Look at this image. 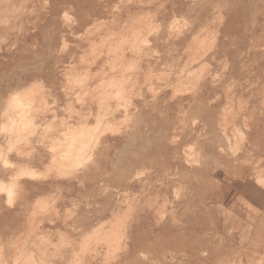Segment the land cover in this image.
<instances>
[{"label":"rangeland","instance_id":"obj_1","mask_svg":"<svg viewBox=\"0 0 264 264\" xmlns=\"http://www.w3.org/2000/svg\"><path fill=\"white\" fill-rule=\"evenodd\" d=\"M118 1L119 0H102V1L101 0H52L50 2V0H7L6 4H5L4 0H3L4 3L2 2V0H0V2H1L0 5H2V6H0V8L1 9L4 8V10H2V14H0L1 15V17H0V20H1L0 21V64H2V66L0 67V88H1L0 91L2 92V95H1L2 97H0V100L1 99H4V100H1L0 104L6 101V103H5L6 105L4 106V104H3L5 109L0 107V112H1V109H3L5 111L6 108H9V107H10V109H13L15 106V105H13V103L15 104V102H14V98H15V101H19V100L25 101L26 100L27 102H30V104H29L30 106H32V104H33V106H32L33 111L32 110L31 111L36 114L37 118L39 117L38 119L34 120L36 124L33 121H32V123L31 122H29V123L25 122L23 124H18L19 127H21V131L15 132L16 128L14 126V123L13 122L7 123L6 117H4V115H3V113L5 114V112L2 110L3 111L2 112L3 117H2V115H0V117H1L0 118V128H1V125H4L6 131H3V130L1 131L2 128L0 129V131H1L0 136L3 137V138L0 137V144L4 143L5 140H3V139H8V140L5 141L6 145H3L5 147H3L1 145L2 148L0 149V156L2 159H5L4 156L6 155L7 161L10 160V162L9 161L7 162V163H9L8 164L9 166H7V164L6 165L4 164L5 163L4 160H3L4 163L2 161H0V178L5 180L7 183H10L11 175H16L17 173H19V172H17V169L15 168V164L17 163L16 161H18V160H20L22 163L27 162V160H29L31 158H36L38 153H41L42 155H44L46 152V153H49V155H50L51 153H53V152H51L52 148L56 151H60L63 149V147H67V146H63V145H66L67 143H65V144L62 143V145H60V146H63V147H60L59 144L61 141L62 142H64V141H67V142H71V141L78 142V141H80V137L73 135L72 132L75 131V129H73L71 127H73L74 125H75V127L79 126L78 124H80V120H82L81 122H83L85 119V115L88 114V112L91 110H92L91 112L93 114V117L90 119V125L93 123L96 124V122H98L97 120L99 119L96 117L102 116V118L104 117V119L105 118L109 119L110 124H108V126H106V127H109V130H114L117 127H120V131L122 132V130H124L125 126H119V124H121L125 121H127V123H128V121L131 120L130 119L131 117L129 116V114L134 112V109L131 108V105H129L130 107L127 106V104H126L127 102L129 104H131L132 102L138 103V104L142 103V102H146L147 103V111H149L153 115L160 116V111H163V110H164V112L167 111L166 112L167 114H165V116L169 115L168 120L172 119L171 121L173 122L174 125H177V124L183 125V131H184V133H186V143L183 147H181L179 145L178 139L174 135H171L170 137H168L167 140H163L162 152L160 154V157H158V160L156 159L153 162H149L144 166H140L137 170H135L131 173V176H130L131 179L136 180L133 185H131V182H129V181H127L129 186L124 185V184H122V185L111 184L110 185V183H113L114 180L112 178H110L108 175L104 174V171L102 172V170L109 168V166H108L109 163H107V162L104 163L105 158H102L101 159V164L103 165L102 169H101L102 173H98L97 178L94 180V181H96L95 182L97 185L96 188L92 187V186H95V183L94 184L90 183V185H88V184L86 185L83 182V180L81 179L82 176H79V178H77L76 180H74L72 182L73 186L71 188L66 186V187H63L62 189H58V188H53V186H50L51 188L49 187L48 189L45 188V189H41V190H36L35 185H34L35 182L45 183L48 185L51 184L50 172L46 171V172H48V173H46L45 170L43 168H41L40 171H42L43 174H45V173L46 174L44 176L40 172V177L38 178V181H35V179L34 180H30V179H20L19 180L18 185L15 186V197L13 199L11 206L6 201L7 197L5 195V192L0 191L1 192L0 193V201L1 202L3 200H4V202L6 201L7 203L5 202V204L9 208L13 207L14 203H18L19 201H23L29 192L33 193V198L30 200L29 210L26 212L28 216H30L31 214L32 215L34 214V216H32V215L31 216L35 217L32 220V221H34L32 225L35 224V226H33L32 229L35 232H33V234L30 235V239L34 240V242L37 245L41 244L40 246H38L39 248L44 247V249L46 250L45 252L39 251V253L31 254L32 258L29 255H25V256L20 255L19 256L18 251H17L19 248L17 247L16 242H17L18 237L21 235V233H23L24 230L19 231V224L14 229H12L9 227L8 224L1 222L2 225H0V252L2 253V256H4L5 258L11 257V259L13 260L12 254H17V256H19L18 259L22 262L26 261L29 258L30 261H36L38 263L40 261V259H39L40 255L42 254V259L50 260V262H46L45 264H115L117 261H119V258H121V256H122V253H121L122 247L121 246L123 244V240L120 237V234H124V233H129L133 237L136 236L137 239H139V240H141L142 237H145L147 244L150 245L153 243V246L152 245H150V246H152V247L158 246V247H156V249H158L159 245H156L157 241L150 243V238H154L155 234L157 232H160V230H158V229H160L161 227L158 229L152 230V228L149 226V224L150 223L151 224L157 223L156 221L159 218L161 219V224H164L166 221H165V217L163 216V210L168 209V211H169V209H171V207L173 205L175 206L174 209L175 210L177 209V211H176L177 215L180 211V209L178 207L176 208L177 203H175V201L173 200V199H175L177 202V190L175 189L176 193L174 195V191L171 192L170 189H172V187H178V186H183V185H187V184H193V185L199 184L197 182H186V181L183 183L181 180L177 179L181 173V168L192 169L191 164L189 162V161H191V157L189 156V154L192 153L194 150H202L204 148V143H206V137L208 138L209 143L212 142V144L214 146H216L217 152L222 150L221 145H223L224 147H227V150H229V147L231 145L235 144V140H234L233 136L237 135L238 136L237 140L240 141L241 137L243 136L244 133H245V135H247V134L252 132V129L254 128V122H256L258 120H264V30H263V28H264V4H263L264 0H242L244 2V6L240 7L238 10H236V6H234L233 4L231 5V8H230V3H228V1L227 2L224 0L213 1V3L210 5V10H209L210 14L208 17V22H207L208 25L205 24V22L199 23L198 21L194 22L192 24L194 29L196 30L195 35H197V38H199V39L193 40V39L189 38L188 41H186L185 43H182V44L179 42H176V40H174V36L176 35L175 31H177L179 29V26H184L185 24L190 23L189 19L193 20V18H192L193 14L187 13L189 6H185V7H183L182 11L178 12V14L170 15L166 18H163V13H164L165 9L170 6V4H168L170 2V0H168L167 3H166L167 0H160V20L158 19L159 11L156 10V8H151L150 10L142 12V14H140V15H143V16H141V17L138 15V17L140 18V19L138 18L139 19L138 25H140V24L143 25V26L141 25V28H140V30L142 32L140 36H142L144 48L142 46V41L139 42L140 43L139 45H137V43L134 44L133 42H128V43L123 44V41L126 40L129 36V33H127V32L129 29L128 26H130L129 25L130 20H129L128 15H127L128 14L127 13L128 7H125V6L129 5L131 7L132 3H135V2L128 3L129 0H126V1L122 0V2L120 1V3L122 4L123 7L122 6L120 7L119 6L120 4L117 5ZM134 1H137V0H134ZM234 1H236V0H230L231 3ZM47 2H48V4H47L48 6H50V4L54 3L53 4V5H55L54 10L58 11L57 17L59 19L61 31L57 35L56 47L57 48H59V47L65 48V52H64L63 57H62V60L64 62H62L58 65H56V63L54 61H51V62L47 61L46 57H48V56L50 57V53L43 51L39 46H37L38 41L35 40L36 36H35V33L33 32V29L35 26H41L44 23V20L46 18V14H47V8H48V7H46L47 5L44 6V4H46ZM123 3H125V5ZM126 3H128V4L126 5ZM181 3L186 4L187 0H183ZM3 4H5V5L3 6ZM24 4L26 6H24ZM22 5H23V7H22ZM113 7H114V10H113ZM219 7H220V9H219ZM115 8H117L116 10L118 12L115 11ZM221 8H222V10H221ZM1 9H0V11H1ZM5 9H7V10L5 11ZM97 9L102 12V15H94V13L97 11ZM22 11H24L25 15L22 14ZM136 11H138V10H136ZM62 14H66L65 19H64L65 15H63V17L61 18ZM6 15H8V17ZM148 15L151 17H149ZM146 16H148V17H146ZM174 16L176 19L173 22H175V23H173L171 21V20H173L172 18H174ZM5 17H7V18H5ZM10 18H11V20H10ZM142 18H144V19H142ZM149 18L150 19L152 18L153 22H152V19L150 21ZM4 19H6L5 22L3 21ZM224 19H225V21H224ZM79 20L86 21L88 23L87 26L84 28H80L78 26ZM109 20H111L112 23ZM143 20H145V21L143 22ZM154 20H155V26L153 25ZM211 20H213L215 23H213V21H211ZM6 21H9L10 23H8V25L6 24V26H4ZM102 21H105V25L103 24ZM98 22H99L100 26L102 23L104 27H102V26L98 27V29H95V30H97V32H96L93 28H96L97 25L95 26L93 24H98ZM19 23L20 24L22 23V24L20 25ZM150 23H152V24L150 25ZM99 24H98V26H99ZM168 24L171 26V27L169 26L170 28L168 27ZM172 24H174V25H172ZM92 25L94 26L93 28H91ZM156 25H157L158 29L154 28L155 31L153 30V35H152V30H151L152 28L150 29V26L156 27ZM189 26H191V25H189ZM106 27L109 28L110 30L107 29ZM147 27H149L148 28L149 31L147 30ZM205 27H206V29H205ZM218 27H220V31H218L219 30ZM90 28L92 30H90ZM99 28H100V30H99ZM203 28L206 30V32H204ZM173 29H174V31H172ZM202 29H203V33H202ZM207 29H208V32H207ZM88 30H90V32H89L90 35L86 36V34H88V33H86V31H88ZM146 30H147V32H146ZM157 30H159V31H157ZM166 30H168V31H166ZM197 30H199V31H197ZM92 31H94V32H92ZM144 31H145V33H144ZM83 32L86 34L83 35ZM148 32H150L151 35ZM154 32H158V33L155 34ZM212 32L214 33V36H213ZM217 32H218V34H217ZM94 33H95V35H94ZM77 34L79 36H77ZM121 34H122V36H121ZM146 34L150 35L147 38L151 39V40H155L158 37H160V38L161 37H170V42H164V43L160 42L159 44L154 43V45L158 47L157 48L158 54H157V52H153V53H155L153 55H158V56H155L153 58H149V57L147 58V55H148L147 53H149L148 50L152 49V47L150 48V46H152L153 44H151L152 43L151 42L150 44L147 45L144 42L145 40H143L144 39L143 36H145V39H146V36H147ZM80 35L82 36V39H81ZM215 35H216V39L214 40ZM84 36L87 39L89 38V41L91 40L92 42L91 41L89 42L87 39H85ZM93 36H94V38H93ZM111 36H112V39H111ZM63 37H65V43L64 44L62 41ZM103 37L105 38V40H103ZM97 39L98 40L102 39V41L100 40V42L102 43V45L103 44L104 45L102 46L101 43H99V41ZM211 39L214 40V42ZM84 40H86V41H84ZM93 41L95 43H93ZM210 41H211V43L209 44ZM215 41H216V43H215ZM197 42H199V43H197ZM203 42H205V44ZM39 43L40 44L42 43L41 36L39 37ZM89 43H91V44H89ZM96 43L100 44V45H98L99 47L96 45ZM121 43H122V45H121ZM202 43L206 46L202 45ZM222 43H225L227 45L230 44L229 48L226 49L229 52V53H227V55H225V51H222L220 49L222 46ZM73 44H75V45L73 46ZM77 44H78V46H77ZM93 44H95V45H93ZM109 44H111L110 45L111 49H109L110 48ZM131 44L137 45L136 46L137 51H138V49L140 51V52H137L136 48L134 49L135 57L131 56L132 54L129 52L130 47L133 46ZM194 44L196 45L195 47H194ZM199 44H201V45L199 46ZM208 44H209V46H208ZM33 45H35V46L33 47ZM119 45H120V48L123 49L120 52L121 53L124 52L125 54L128 55V57L124 58L123 60L121 58L117 57L118 51L116 52V48H118ZM75 46L78 47L79 49L76 48ZM93 46H95V47L97 46L96 48H98V49H96ZM197 46H199V47L202 46V48H199ZM101 47H102V49H101ZM138 47H140V48H138ZM211 47L212 48L214 47V48H213V50L210 51ZM91 48H94V49H91ZM203 48L207 49L208 52H210V53L207 55V53H208L207 50H202ZM193 50L195 51V53L197 51V53L195 54ZM82 51H83V53L86 51V53L88 52V54L84 55L86 53L82 54ZM92 51H93V53H91ZM151 51H154V50L152 49ZM185 51H187V52H185ZM247 51H250V52H247ZM142 52H146V53H142ZM204 52L206 53L205 58L206 57L207 58H206V60L203 59L204 60L203 61V60H201V58L202 57L204 58V54H205ZM211 52H213V53H211ZM181 53H183V54H181ZM145 54H147V55H145ZM197 54H199V56H197ZM136 55L141 56L142 59H137ZM151 55H152V52H151ZM169 55H170V57H169ZM200 55H203V56H200ZM41 56L44 58H42ZM87 56H90V57L87 58ZM214 56H215V58H214ZM233 57H235L234 63H232L233 66L239 67L242 64L239 67V70L241 71V72L239 71V73L242 75L237 79L226 77L230 68H232L231 63H230V59H233ZM91 58H93V62H92ZM180 58H181V60H179ZM130 59H131V62L129 61ZM253 59H257V60L259 59V61L256 62ZM133 60H134V62H133ZM147 60L150 61V64H148ZM171 60H172V63H171ZM197 60H199V63L202 61L201 64L204 63V65L207 63L209 65L208 66L209 69L205 67L207 64L205 66L204 65L200 66L201 64L197 63ZM260 60H261V62H260ZM156 61H158V63ZM177 61H178V63H176ZM193 61H194L195 65L192 63ZM218 61H219V63H218ZM113 62L116 64H114ZM253 62H256V63H253ZM259 62H260V64H258ZM19 63H20V70L19 71H21L22 70L21 67L25 66V65L27 66V68L25 70H27V69L28 70L23 72L24 71V69H23V71H22L23 73L19 72L18 71L19 68H17V67H19ZM33 63L36 66L39 65V71L37 73H35L33 70V68L35 67L33 65ZM88 63H89V65H88ZM135 63L137 64L136 67L134 65ZM111 64H114V66ZM131 64H133V66L136 68V70L134 69V71H131V72H135L137 74L135 76V80H136V84L139 86L137 87V85L135 83H133L134 87L132 85L133 88L128 89L129 83H128V81H126L127 79H125V81L123 80L124 85H125V87H127V89H125V90L122 89V90H124L125 92H127V91L128 92L126 94H124L123 91H121V89L118 92L116 90H115L116 92H114L112 90L113 93L110 94L111 97H108L109 102L107 100L106 101L107 104H105V106L108 105L109 103H111L112 99H113V101H116L115 102L116 104L114 102H112L109 108H108V106H106L107 109H105L106 107L101 109V103H102L103 95L107 91H109V93L112 92V91H110L111 84H112V80L110 81V79L113 77H116L117 79L118 78L121 79V76H123V75L125 77L128 76L130 71H128L127 69L130 67H131V69L134 68V67L132 68ZM172 64H174V65H172ZM86 65H87V67H86ZM117 65H118V67H117ZM127 65H128V67H127ZM210 65H212L211 66L212 70H211ZM70 66H72V67L74 66V67L72 68ZM112 66H113V68L114 67H116V68H114V70H113ZM171 66L176 67V69L174 67H172V70H171ZM190 66H191V68L192 67L196 68V66L199 67V70H197L199 73L202 71V69H204V71L206 70L205 72L202 71V73H203V76H202L203 82L202 83H204L205 76L207 74L208 75L211 74L210 77L213 78L214 84L217 86L216 92L211 94L206 101L207 102V108L212 109V111L210 112L209 115H212L213 118H215V123H213L215 126L214 130L219 132V133L222 132L223 126H221V124L217 123V120H216L217 118L221 117L222 115L234 114L238 118V120L235 123H233V122L231 123V127L227 130L228 132H226L225 135H222L221 143H219V144H217V141H213V139L211 137V131L210 130H208L207 135L204 136L205 139L202 137H197L193 140L187 139V137H189L191 135L197 136L196 134H197L198 130L202 128L201 125H203L206 129H208V126L200 118V114L194 115L191 111L178 110L177 109L178 107H177L176 102H177V99L179 98V96L173 95V93L175 91V90L173 91V88H174L175 84H177L178 82L179 83H178V85H176V87L179 86L180 82H181L180 85L187 82V80L183 81V79H181L183 77H180L178 75L180 74V72L182 70H184L186 68H190ZM52 67L55 69L54 75H53V77H48L47 71L49 68H52ZM78 67H79V70H78ZM121 67H122V70L120 71ZM161 67H162V69H161ZM166 67L169 68L174 73H172L170 70L168 71ZM200 67H202L201 70H200ZM203 67H205L206 69ZM109 68L112 69V71L111 70L108 71ZM154 68H155V70H154ZM164 68H166V69H164ZM70 69H71V71H70ZM131 69H129V70H131ZM149 69H150V71H151V69L153 71L148 72ZM14 70H16V71H14ZM175 70H176V72H175ZM153 72L155 73V75H153L154 74ZM169 72L172 74L170 78L166 74V73H168L170 75ZM18 73H21L20 77L18 76ZM5 74L6 75L8 74V75L6 76ZM16 74H17V76H16ZM75 74H77V75H75ZM83 74H85V75L88 74V76H87L88 78H86L85 76H82ZM173 74H174V76H173ZM147 75H149V76H147ZM17 77L21 78V79H18ZM83 77L86 79H81ZM108 77H109V79H108ZM158 77L161 79H159ZM167 77L169 78V80L167 79ZM12 78H14V80H12ZM23 78L27 82H22L21 80H24ZM104 78H105V80H107L108 85L110 83V86H108L109 88H107V89L105 86V85H107V83H103V82H105ZM176 78L181 79L182 81H180V80L177 81ZM144 79L146 81V82L144 81L145 85L143 83ZM157 79H158V81H157ZM184 79H186V77ZM150 80H151V82H150ZM160 80L161 81L163 80V81L160 82ZM172 80L173 81L175 80L177 82V83L175 82L174 86L172 84V83H174ZM63 81H65V82H63ZM85 81H87L86 84H85ZM170 81H172V82H170ZM21 82L23 83L24 87L22 85H19ZM30 82L34 83V84H31V86L37 85V87H39V89H37L36 86H32L31 88L29 87V88L23 89L26 86L28 87V85H30ZM99 82H101V83L99 84ZM82 83H84V84H82ZM102 83L105 85H102ZM121 83H122V81H121ZM142 83H143V86H142ZM161 83H163L164 85ZM170 83L172 84V86H171L172 89H171V87H169ZM77 84L78 85L80 84L81 86L79 87V86H77ZM82 85L84 88L82 87ZM85 85L87 86V89L89 90V93L87 95L83 94V92L85 90ZM93 85H95V86H93ZM6 86H7V88L9 87L10 89L9 88L7 89ZM51 86H53L55 89L53 90L52 93H48L50 91ZM140 86H141V88H140ZM146 86H148V88H146ZM92 87H94V88H92ZM151 87H153V88H151ZM32 88L34 91L32 90ZM155 88H157V90ZM163 88H164V90H163ZM13 89H14V91H12ZM36 89H37V91L39 90V93H37ZM47 89H49V90L47 91ZM153 89H155V90H153ZM16 90H18V91H16ZM33 92L35 94L36 93L37 94L34 95ZM42 92L44 95L42 94ZM119 92H121V93H119ZM140 92H142V93H140ZM24 94H25V96H23ZM31 94L33 95L32 97L30 96ZM39 94H41V95H39ZM120 94L122 96H120ZM134 94L137 96H135ZM139 94H141V95H139ZM21 95H22V99L18 98L19 96L21 97ZM14 96H17V97H14ZM51 96L55 99H53ZM139 96H142V99H141V97L139 98ZM24 97H25V99H23ZM97 97L99 100L97 99ZM122 97H123V99H121ZM125 97H128V98H125ZM198 97H199V95H198ZM110 98H112L111 101H110ZM124 98H125L126 103L123 101ZM6 99H8L10 102ZM151 99H153L154 101L152 100L150 102ZM26 101H25V103H27ZM7 104H8V106L10 104H12V105H10L8 107ZM117 104L120 106H118ZM187 104H188V102H186V103L184 102L182 104V106L183 105L186 106ZM197 104H198V101H197ZM116 105L118 106V108ZM15 108L20 109V110H24L23 109L24 107L22 105H17V107H15ZM17 109H13L12 116L18 115L16 112ZM156 109H158V110H156ZM127 110H129V112H128L129 114L127 113L129 118L125 117V115H127L126 114ZM32 112H31V114H32ZM114 112L116 113V116H115V119H112V114ZM37 113H38V115H37ZM40 120H42L44 123ZM4 121L7 124H5ZM45 121H46V123H45ZM26 123H27V125H26ZM30 123H31V125H30ZM37 124H39V125H37ZM245 124L248 125L247 130H244ZM22 125H25L26 128H25V126H22ZM34 125H36V126H34ZM92 126H94V125H92ZM27 127H29V128L27 129ZM258 127L259 126L256 125V129ZM92 129L93 128L90 129V132H92V133H90L91 136H92L93 131H94ZM33 130L36 131V132H34V134H36V137H34V134L32 133ZM229 131H232V132H229ZM2 133H6L8 135L5 134L6 137L4 138L5 135ZM66 134H70L69 138L66 137L67 136ZM75 134H76V132H75ZM198 134H199V132H198ZM30 135H33V136H30ZM37 135H39V136H37ZM107 135L109 137H115V136L119 137L120 136L119 134H110V133H107ZM108 136H107V138H108ZM26 137L28 140H26ZM37 137H39V138H37ZM32 138L33 139L35 138L34 142H33ZM36 138H37V140H36ZM89 138L91 139V137H89ZM88 139H86V141ZM30 140H32V142ZM51 141L52 142L54 141V142L50 144ZM35 142H37V143H35ZM46 142H47V144H46ZM33 143H35V144H33ZM242 143H240V145H239V147H240L239 149L241 152L239 156H242L244 154L245 157L249 156L251 158L252 169L255 170V173L257 176V177L255 176L256 186L253 183L248 182L249 180H252V178L247 176V178H246L247 181L245 183V186L247 187L246 188L247 189V193H246L247 198H245V199L247 201H245V203L242 204L241 203L242 200H240V205H245L248 208V214H247L248 220L245 223V227H249L250 224L252 226L253 223L256 222V219L264 220V194L259 193L260 189L264 190V170L262 167H260L261 162H259V161L255 162L256 159L252 155L254 151H257L259 149V147H257L258 149H254V146H252V144H253L252 140L250 142H248L247 144H242ZM7 145H8V147H7ZM51 145H52V147H51ZM218 145H220V146H218ZM257 145L259 146V144H257ZM49 146H50L51 150H50ZM53 146L54 147L57 146V147L54 148ZM1 150H2V152H1ZM17 150H18V152H17ZM19 151H20V153H19ZM32 151H34L33 154H32ZM86 151L84 153L85 155H82L83 154L82 153L81 154L82 156L81 155L75 156L71 160V162L68 164L71 167V170L73 173L72 175H75V174H76V176L80 175L81 172L84 171L86 164L88 165V164L92 163L94 157H91V154H90L91 151L90 152H86ZM29 152H31V153L29 154ZM114 152H115V150L113 151V153ZM105 154H107V152ZM118 154H119V152L117 153V155ZM53 155H54V153H53ZM45 156H47V155H45ZM89 156H90V158H89ZM114 157H115V154L113 155V158ZM233 157H234V163H235L238 156L237 157L233 156ZM1 158H0V160H2ZM26 158H28V159L26 160ZM134 158H135V156L130 157V159H134ZM10 163H11V165H10ZM13 163H15L14 166H12ZM46 163H47V161H45V164ZM50 163H51V160H49L47 164L49 165ZM2 164H4V165H2ZM241 164L244 165L245 169L251 170V168H250L251 165H249L247 162L241 163ZM235 167H236V163L234 164V166L227 168L226 172H223V173H226V175L231 176V174L232 175L235 174L238 170L237 168L235 169ZM230 168H234V170H231ZM211 173H213L212 175H214L211 184L214 186V190L216 191V193L213 194V201L212 202L215 203L216 198L218 199V191L217 190H218L219 186H221L220 185V183H221L220 177L222 176L223 173H219L215 170H212V171L210 170L209 175ZM43 176H44V179H42ZM251 176H252V174H251ZM63 178H65V177H62V179ZM253 179H254V176H253ZM55 180H61V178L55 177ZM30 182H31V184H29ZM27 183L29 184L30 187L28 186ZM66 188H70V189H66ZM0 189H1V187H0ZM94 190L97 191L96 194H93ZM8 191H11V190H8ZM12 192H14V191H12ZM99 192H100V198H102V199L104 196L106 197L108 195L107 192L108 193L110 192L113 195L115 200L113 203L112 210L105 212L104 209H106V205L103 204L104 202H101L100 204H97L94 202L95 198H97L99 196L98 195ZM105 192H106V194H104ZM16 194H18V195H16ZM101 195H103V196L101 197ZM171 197H174V198L172 199ZM168 198H169V200L171 199V202L169 201L170 203H167ZM164 199L166 200L165 204L163 203ZM36 201H37V205L35 204ZM38 201H39V203H38ZM213 207H214V210H215V207H218L219 209L222 208L221 206H217L215 204H213ZM224 207H227V206H224ZM201 208H203L202 205H197V209H196V207H193L192 208L193 210L191 209V211L199 210L196 212L202 213L203 210L201 211L200 210ZM130 209H131V211H130ZM111 211H113V213H114L113 215L110 214ZM29 212H30V215H29ZM82 213H83V215H82ZM220 214H221V212H220ZM145 217L148 218L147 221L144 219ZM168 218H169V215H168ZM212 219H213V217H212ZM199 220H197V221H199ZM214 220H216V219H213V220L208 219L207 221H209V222H207V223L209 225H207V223L205 221H203V222H205L204 224H206V225L200 224L201 223L200 221H199V223H197V221H195L194 227H196V230L194 233H196L197 231H200L204 228H206L207 231L209 229H211L210 230L211 232L213 231V229H216L210 234L211 236L213 235V237H211V236L208 237L209 234L207 235V233H204L202 235L201 231L197 232V235L200 234V237L201 236L204 237V239L201 237L203 242H205L206 239L208 240V238H211L212 242L210 244H212L213 242L217 243L216 242L217 239H219V242L223 241L222 243H224L226 241L224 239V237L220 238L222 236L219 237L216 234H219L222 231L221 227H224V226L226 227V231H227V228H228L227 224H233L235 221L231 220V217L227 216L225 218L224 223H223V217H222L219 221V224H220L219 225V224H215ZM139 221H140V223H139ZM167 221H169V220L167 219ZM170 221H171V219H170ZM169 222H168V227L172 228V229L174 227L176 229H178V228L180 229V227L183 226L181 221H179L177 218L173 219L171 221V223H169ZM210 222H212L214 224H212ZM259 222H261L262 224L257 223V225H256V227L258 229V234L256 232L255 234H257V236H254L255 238L253 237L254 243L257 240V238H259V237H260L259 239H262L261 237L264 238L263 233H260L264 230V229H262L264 227V223H263V221H259ZM258 225H259V228H258ZM260 225H262V226H260ZM206 229H204V231H206ZM219 229H221V231ZM248 231H249V229H248ZM214 232H217V233H214ZM194 233L193 234H187L188 236L187 235L180 236L181 238L179 236H176V238H174L173 237L175 235L174 234L173 236H170L168 240L165 239V235H164L163 239H160V244L163 245L164 243H167L166 246H165V244L163 245V247L166 249H164L162 251L163 247L160 245L161 246L159 248L160 250L158 249L159 252H155L156 249L154 248L155 249L154 250V249L150 248L149 245L147 247L146 242L143 241V242H145V244L143 245V246H145V247H143L144 249L142 248L139 251L138 250H136V251L132 250L135 253H133L131 251L129 254L131 256L134 255L133 259L136 256L137 259L140 262H142V264H156L157 262H158L157 264H161V263H163V264H175L177 262V259H174L175 260V261L173 260L174 262L170 260V257L174 256V255H172V252H173V254H175L174 248H173L174 245L175 244L177 245V242H178V245L184 244V250H185V246L190 244L189 242L191 241V244L187 246V248L189 247L191 249V251L189 250V248L186 249L184 251V254L187 253L188 255L185 254V256H183V257L180 256L182 260L178 259V261L181 260L180 262L183 264L186 262H187V264L188 263L189 264H197V263L200 264L202 262V259H203V264H204V262H205L204 258H206L205 257L206 255H205L204 251L201 252V250L199 249V246H201V245L196 246L197 244H200L202 242V240H200V243L197 242V240H199V238H197V237H199V236L196 237V235ZM205 236H206V239H205ZM177 237H179V238L177 239ZM244 237H245V234L241 233V235L239 237L237 236V240L239 242H241V239H243ZM147 238H149V240ZM171 238L174 239V241H176V240L182 241L183 240V242H185V241H188V242L186 245H185L186 242L182 243L181 241L180 242L176 241V243H175L174 241H172ZM190 238H191V240H190ZM215 238H217V239H215ZM186 239H188V240H186ZM194 239H195V241H194ZM211 240L209 239L208 242L206 241L205 242L206 244L202 242L205 245V247H207L209 250L212 248V247H209L210 246L209 242ZM148 241H149V243H148ZM258 241H256V242H258ZM193 242H195V244ZM173 243H175V244L173 245ZM157 244H159V243H157ZM192 244H194V245H192ZM203 244L201 247H204ZM167 245L172 247L173 249L167 248L168 247ZM224 245H225V243H224ZM211 246H213V245H211ZM194 247H196V248H194ZM146 248H147V252H149L148 248H150L151 250H154L153 251L154 252V254H153L154 258L149 256L150 254L153 253L151 250H150L151 253L148 255L150 258L147 256V253H145ZM204 248H201V249L204 250ZM218 248H220L219 245H218ZM169 249H171V250H169ZM195 250L196 251L200 250V251H197V252H199V253H197ZM137 251H138V253H137ZM164 251L167 253L166 255L163 254ZM169 251H170V253H169ZM195 252L199 255H197ZM190 253L193 256H195V254H196V259H197V256H201V259H197V261H199V260H201V261L196 263L195 258L190 256L191 255ZM201 253H202V255H200ZM155 254H157L158 256ZM170 254H171V256H170ZM130 255H128V257H130ZM164 255H165V257H164ZM186 255L188 256V258ZM17 256H15V257H17ZM161 256L164 257L165 259L161 258ZM157 257L160 258V260ZM184 257H186L187 259ZM190 257H191L192 262L189 260ZM130 258L132 259V257H130ZM183 259L184 260L186 259L187 261L186 260L184 261ZM156 260H157V262H156ZM168 260H170V262ZM188 260H189V262H188ZM143 261L145 263H143ZM159 261L161 263H159ZM30 263H32V262H30ZM257 264H264V257H263L262 261H258Z\"/></svg>","mask_w":264,"mask_h":264},{"label":"bare ground","instance_id":"obj_2","mask_svg":"<svg viewBox=\"0 0 264 264\" xmlns=\"http://www.w3.org/2000/svg\"><path fill=\"white\" fill-rule=\"evenodd\" d=\"M7 1V0H6ZM6 1L4 0V2H5V4H6ZM52 0H50V2H51ZM102 1V0H101ZM120 1L122 2V0H119L118 1V3H117V5L118 4H120L119 6L121 7L122 6V4L120 3ZM126 1V0H125ZM183 0H170V2L168 3V4H170V6L169 7H167L166 9H165V11H164V13H163V18H166V17H168V16H170V15H176V14H178V12H180V11H182V9H183V7H185V6H189L188 7V12L187 13H192L193 14V16H192V18H193V20L192 19H189V22L190 23H188V24H185L184 26H179V29L177 30V31H175L176 32V35L174 36V40H176V42H179V43H185L186 41H188L189 40V38H191V39H193V40H196V39H199V38H197V35H195L196 34V30L194 29V27H193V23L194 22H199V23H204L205 22V24H207V22H208V17H209V14H210V12H209V10H210V5L213 3V1H216V0H187V3L186 4H182L181 2H182ZM219 1H221V0H219ZM224 1H228V3H230V8H231V5L233 4L234 6H236V10H238L240 7H243L244 6V2L242 1V0H236V1H234V2H230V0H224ZM2 2H3V0H2ZM3 2V3H4ZM130 2H135V3H132V5H131V7L128 5V6H125V7H128L127 8V15H128V18H129V25L130 26H128V32L127 33H129V36H128V38L126 39V40H124L123 41V44H125V43H128V42H133L134 44H136L137 43V45H139L140 43L139 42H141L142 41V36H140L141 35V30H140V28H141V25L142 24H140V25H138L139 24V17H138V15L141 17V16H143V15H140V14H142V12H144V11H147V10H150L151 8H156V10H158L159 11V17H158V19L160 20V0H137V1H132V0H129L128 1V3H130ZM168 2V0L166 1V3ZM225 2V3H226ZM1 3V2H0ZM128 3H126V5L128 4ZM5 4H3V6L5 5ZM27 4V3H26ZM48 4V2L46 3V4H44V6L45 5H47ZM54 4V3H53ZM53 4H50V6H46V7H48L47 8V14H46V18H45V20H44V23L41 25V26H35L34 27V29H33V32L35 33V40H37L38 41V44H37V46H39L43 51H45V52H48V53H50V57L48 58V57H46V59H47V61L48 62H51V61H54L55 63H56V65H58V64H60V63H62V62H64L63 60H62V57H63V54H64V52H65V48L64 47H59V48H57L56 47V43H57V35H58V33L61 31V28H60V24H59V19H58V17H57V13H58V11H55L54 10V8H55V5H53ZM124 5H125V3H123ZM264 4V3H263ZM226 5V4H225ZM0 6H2V5H0ZM24 6H26L25 4H24ZM114 6V5H113ZM22 7H23V5H22ZM70 7V6H69ZM123 7V6H122ZM124 7V8H125ZM222 7V6H221ZM1 9V8H0ZM23 9V8H22ZM33 9V8H32ZM117 8H115V11H117L116 10ZM219 9H220V7H219ZM254 9V8H253ZM2 10H4V8L3 9H1V13L0 14H2ZM7 9H5V11H6ZM113 10H114V7H113ZM119 10V9H118ZM136 10H138V11H136ZM221 10H222V8H221ZM235 10V11H236ZM21 11V10H20ZM4 12V11H3ZM26 12V11H25ZM112 12V11H111ZM118 12V11H117ZM5 13V12H4ZM65 13V12H64ZM147 13V12H146ZM221 13V12H220ZM255 13V12H254ZM6 14V13H5ZM4 14V15H5ZM22 14H24V11H22ZM28 14V13H27ZM25 15V14H24ZM23 15V16H24ZM63 15H65L64 16V19H65V17H66V14H62V16H61V18L63 17ZM94 15H102V12L100 11V10H98L97 9V11L94 13ZM108 15V14H107ZM7 17H8V15H6ZM21 16V15H20ZM19 16V17H20ZM109 16V15H108ZM117 16V15H116ZM149 16V15H148ZM148 16H146V17H148ZM222 16V15H221ZM0 17H1V15H0ZM4 17V16H3ZM7 17H5V18H7ZM69 17V16H68ZM114 17V16H113ZM149 17H151V16H149ZM217 17V16H216ZM139 18V19H138ZM245 18V17H244ZM70 19V18H69ZM68 19V20H69ZM142 19H144V18H142ZM150 19V18H149ZM152 19V18H151ZM151 19H150V21H151ZM173 20H171L172 22L173 21H175V16H174V18H172ZM5 20L6 19H4L3 21L5 22ZM10 20H11V18H10ZM22 20V19H21ZM67 20V21H68ZM74 20V19H73ZM112 20V19H111ZM111 20H109L111 23H112V21ZM187 20V19H186ZM192 20V21H191ZM195 20V21H194ZM254 20V19H253ZM1 21V20H0ZM2 21V22H3ZM18 21V20H17ZM145 20H143V22H144ZM211 21H213V20H211ZM223 21V20H222ZM224 21H225V19H224ZM1 22V23H2ZM3 22V23H4ZM71 22V21H70ZM101 22V21H100ZM103 22V24L105 25V21H102ZM141 22V21H140ZM152 22H153V19H152ZM220 22V21H219ZM8 23H10L9 21H6V23L4 24V26H6V24L8 25ZM78 26L80 27V28H84V27H86L87 26V22L86 21H83V20H79L78 21ZM107 23V22H106ZM147 23V22H146ZM145 23V24H146ZM173 23H175V22H173ZM213 23H215L214 21H213ZM223 23V22H222ZM20 24V23H19ZM22 24V23H21ZM20 24V25H21ZM98 24H99V22H98ZM98 24H93V25H97L96 26V28H93L94 26L92 25V27L91 28H93L94 30L95 29H98V27H104L103 26V24L101 23V26H100V24H99V26H98ZM148 24V23H147ZM152 23H150V25H151ZM210 24V23H209ZM263 24V23H262ZM2 25V24H1ZM154 26H155V20H154V24H153ZM172 25H174V24H172ZM189 25H191V26H189ZM208 25V24H207ZM206 25V26H207ZM223 25V24H222ZM10 26V25H9ZM113 26V25H112ZM143 26V25H142ZM147 26V25H146ZM170 25L168 24V27H169ZM219 26V25H218ZM171 27V26H170ZM169 27V28H170ZM173 27V26H172ZM222 27V26H221ZM89 28V27H88ZM90 28V30H92ZM107 28V27H106ZM144 28V27H143ZM149 27H147V30L149 31V29H148ZM152 28V29H151ZM154 28H156V29H158L157 28V25H156V27H152V26H150V29L152 30V35H153V30H154ZM219 28V30L218 31H220V27H218ZM7 29V28H6ZM87 29V28H86ZM107 29H109V28H107ZM146 29V28H145ZM204 29V28H203ZM203 29H202V33H203ZM205 29H206V27H205ZM204 29V32H206V30ZM90 30H88V31H86V33H88V34H86V33H84L83 32V35L84 34H86V36H88V35H90ZM99 30H100V28H99ZM110 30V29H109ZM147 30H146V32H147ZM160 30V29H159ZM159 30H157V31H159ZM169 30V29H168ZM168 30H166V31H168ZM263 30H264V28H263ZM96 32H97V30H95ZM155 31V30H154ZM161 31V30H160ZM172 31H174V29L172 30ZM197 31H199V30H197ZM92 32H94V31H92ZM101 32V31H100ZM108 32V31H107ZM120 32V31H119ZM151 32V31H150ZM150 32H148L150 35H151V33ZM207 32H208V29H207ZM210 32V31H209ZM73 33V32H72ZM99 33V32H98ZM144 33H145V31H144ZM155 34L156 33H158V32H154ZM213 33V32H212ZM263 33V32H262ZM97 34V33H96ZM105 34V33H104ZM147 35L146 36V39H145V36H143L144 37V39L143 40H145L144 42L148 45V44H150L151 42V44H153L154 45V43L155 44H159L160 42H170V37H158V38H156L155 40H151V39H148L147 37H149L150 35ZM168 34V33H167ZM217 34H218V32H217ZM19 35V34H18ZM94 35H95V33H94ZM111 35V34H110ZM119 35V34H118ZM143 35V34H142ZM208 35V34H207ZM9 36V35H8ZM41 36V38H42V43L40 44L39 43V37ZM77 36H79L78 34H77ZM76 36V37H77ZM81 36V35H80ZM97 36V35H96ZM121 36H122V34H121ZM157 36V35H156ZM213 36H214V33H213ZM219 36V35H218ZM254 36V35H253ZM85 37V36H84ZM114 37V36H113ZM118 37V36H117ZM212 37V36H211ZM210 37V38H211ZM255 37V36H254ZM78 38V37H77ZM93 38H94V36H93ZM101 38V37H100ZM115 38V37H114ZM79 39V38H78ZM77 39V40H78ZM81 39H82V36H81ZM85 39H87L86 37H85ZM111 39H112V36H111ZM172 39V38H171ZM201 39V38H200ZM216 39V35H215V37H214V40ZM234 39V38H233ZM253 39V38H252ZM88 41H89V38L87 39ZM98 40V39H97ZM101 41H102V39H100ZM100 40H98L99 41V43H101L100 42ZM103 40H105V38L103 37ZM203 40V39H202ZM212 40V39H211ZM214 40H212L213 42H214ZM218 40V39H217ZM229 40V39H228ZM254 40V39H253ZM62 41H63V44L65 43V37H63L62 38ZM84 41H86V40H84ZM91 41V40H90ZM89 41V42H90ZM74 42V41H73ZM92 42V41H91ZM120 42V41H119ZM195 42V41H194ZM26 43V42H25ZM93 43H95L94 41H93ZM193 43V42H192ZM197 43H199V42H197ZM204 44H205V42H203ZM202 43V45H204ZM211 43V41L209 42V44ZM215 43H216V41H215ZM67 44V43H66ZM65 44V45H66ZM89 44H91V43H89ZM120 44V43H119ZM134 44H131V45H133V46H131L130 47V53L132 54L131 56H134L135 57V54H134V49L136 48V51H137V45H134ZM143 41H142V46H143ZM209 44H208V46H209ZM29 45V44H28ZM62 45V44H61ZM75 44H73V46H74ZM80 45V44H79ZM93 45H95V44H93ZM96 45L98 46V45H100V44H97L96 43ZM101 45H102V43H101ZM104 45V44H103ZM102 45V46H103ZM111 44H109V46H110ZM121 45H122V43H121ZM150 46V48L152 47V49L154 50V51H151L152 49H149L148 51H149V53H147V54H145V55H147V58L149 57V58H153V57H155V56H158V55H153V54H155V53H153V52H157V46ZM201 44H199V46H200ZM229 45L230 44H225V43H222V46H221V50L222 51H225V55H227V53H229L226 49L227 48H229ZM257 45V44H256ZM35 45H33V47H34ZM77 46H78V44H77ZM92 46V45H91ZM96 46V47H97ZM196 45L194 44V47H195ZM199 46H197V47H199ZM204 46H206V45H204ZM211 46V45H210ZM66 47V46H65ZM76 47V46H75ZM80 47V46H79ZM93 47H95V46H93ZM95 47V48H96ZM99 47V46H98ZM147 47V46H146ZM76 48H78V47H76ZM88 48V47H87ZM138 48H140V47H138ZM143 48H144V46H143ZM175 48V47H174ZM199 48H202V46L201 47H199ZM206 48V47H205ZM205 48H203L202 50H207V49H205ZM212 48V47H211ZM210 48V51L211 50H213V48L211 49ZM236 48V47H235ZM261 48V47H260ZM79 49V48H78ZM91 49H94V48H91ZM96 49H98V48H96ZM101 49H102V47H101ZM109 49H111V46H110V48ZM118 49V50H117ZM100 50V49H99ZM114 50V49H113ZM121 50H123L122 48H120V45H119V47L118 48H116V52L118 51V53H117V57L118 58H121L122 60L124 59V58H126V57H128V55L127 54H125L124 52H120ZM185 50V49H184ZM200 50V49H199ZM261 50V49H260ZM80 51V50H79ZM95 51V50H94ZM174 51V50H173ZM189 51V50H188ZM194 51V50H193ZM137 52H140L139 51V49H138V51ZM136 52V53H137ZM151 52H152V55H151ZM185 52H187V51H185ZM207 52H208V50H207ZM214 52V51H213ZM213 52H211V53H213ZM238 52V51H237ZM247 52H250V51H247ZM40 53V52H39ZM84 53H86V51L84 52ZM83 53V51H82V54H84ZM91 53H93V51L91 52ZM95 53V52H94ZM142 53H146V52H142ZM194 53H195V51H194ZM196 53H197V51H196ZM195 53V54H196ZM205 53V52H204ZM210 52H208L207 53V55L209 54ZM244 53V52H243ZM263 53V52H262ZM88 54V52L86 53V54H84V55H87ZM157 54H158V52H157ZM181 54H183V53H181ZM200 54V53H199ZM199 54H197V56H199ZM56 55V56H55ZM90 55V54H89ZM98 55V54H97ZM141 55V54H140ZM205 55H206V53L204 54V58L202 57L201 58V60H203V59H205L206 60V58H205ZM262 55V54H261ZM35 56V55H34ZM33 56V57H34ZM82 56V55H81ZM182 56V55H181ZM188 56V55H187ZM200 56H203V55H200ZM42 57V56H41ZM72 57V56H71ZM88 57H90V56H87V58ZM96 57V56H95ZM98 57V56H97ZM136 57H137V59H142L141 58V56H137L136 55ZM169 57H170V55H169ZM179 57V56H178ZM39 58V57H38ZM37 58V59H38ZM42 58H44V57H42ZM192 58V57H191ZM195 58V57H194ZM214 58H215V56H214ZM227 58V57H226ZM235 57H233V59H230V63H231V67L232 68H230V70H229V72L227 73V75H226V77H229V78H239L242 74H240L239 73V67L242 65L241 63V65L238 67H236V66H233L232 65V63H234V59ZM82 59V58H81ZM92 59V62H93V58H91ZM96 59V58H95ZM178 59V58H177ZM225 59V58H224ZM119 60V59H118ZM179 60H181V58L179 59ZM254 61H256V62H258L259 61V59L257 60V59H253ZM24 61V60H23ZM46 61V62H47ZM83 61V60H82ZM81 61V62H82ZM96 61V60H95ZM111 61V60H110ZM120 61V60H119ZM130 62H131V59L129 60ZM136 61V60H135ZM148 61V60H147ZM204 61V60H203ZM245 61V60H244ZM26 62V61H25ZM29 62V61H28ZM32 62V61H31ZM80 62V61H79ZM84 62V61H83ZM91 62V61H90ZM133 62H134V60H133ZM157 63H158V61H156ZM163 62V61H162ZM166 62V61H165ZM175 62V61H174ZM196 62V61H195ZM202 62V61H201ZM201 62L199 63V60H197V63H199V64H201ZM226 62V61H225ZM256 62H253V63H256ZM260 62H261V60H260ZM260 62L258 63V64H260ZM21 63V62H20ZM20 63H19V67H17V68H19L18 69V71L20 70ZM27 63V62H26ZM38 63V62H37ZM69 63V62H68ZM78 63V62H77ZM110 63V62H109ZM114 63V62H113ZM124 63V62H123ZM122 63V64H123ZM127 63V62H126ZM129 63V62H128ZM140 63V62H139ZM171 63H172V60H171ZM176 63H178V61L176 62ZM193 64H194V61L192 62ZM191 63V64H192ZM196 63V64H197ZM206 63V62H205ZM218 63H219V61H218ZM221 63V62H220ZM36 64V63H35ZM76 64V63H75ZM85 64V63H84ZM87 64V63H86ZM93 64V63H92ZM98 64V63H97ZM114 64H116V63H114ZM114 64H111V65H113L114 66ZM146 64V63H145ZM148 64H150V61H148ZM147 64V65H148ZM190 64V65H191ZM207 64V63H206ZM205 64V65H206ZM32 65V64H31ZM33 65H34V63H33ZM32 65V66H33ZM45 65V64H44ZM88 65H89V63H88ZM132 65V68L134 67L133 66V64H131ZM130 65V66H131ZM135 65V67H136V63L134 64ZM172 65H174V64H172ZM195 65V64H194ZM204 65V63L203 64H201L200 66H203ZM204 65V66H205ZM2 66V64H0V67ZM17 66V65H16ZM15 66V67H16ZM35 67V69L33 68V70H34V72L35 73H37L38 71H39V65H34ZM43 66V65H42ZM48 66V65H47ZM102 66V65H101ZM113 66H112V68H113ZM126 66V65H125ZM129 66V67H130ZM139 66V65H138ZM157 66V65H156ZM168 66V65H167ZM176 66V65H175ZM209 65L207 64L205 67L206 68H208L209 69V67H208ZM212 65H210V67H211ZM229 66V65H228ZM49 67V66H48ZM70 67H72V66H70ZM74 67V66H73ZM72 67V68H73ZM86 67H87V65H86ZM117 67H118V65H117ZM127 67H128V65H127ZM133 68V69H131V67L130 68H126L128 71H130L129 72V74H128V76H121V79H117L116 77H113V78H111L110 79V81L112 80V84H111V88H110V91H114V92H118V91H120V89H121V91H123V93L124 94H126L127 92H125L124 90L125 89H127V87H125V85H124V81H125V79H127L126 81H128V86H129V88L128 89H132L133 87H134V85H133V83H135L136 84V80H135V76L137 75L135 72H131V71H134V69L136 70V68ZM154 67V66H153ZM152 67V68H153ZM164 67V66H163ZM169 67V66H168ZM172 67H174V66H171V70H172ZM205 67H203V68H205ZM236 67V68H235ZM27 68V66L25 65V66H22L21 67V71H19V72H21V73H23V72H25V71H27V70H25ZM56 68V67H55ZM114 68H116V67H114ZM114 68H113V70H114ZM125 68V67H124ZM138 68V67H137ZM156 68V67H155ZM155 68H154V70H155ZM167 68V67H166ZM166 68H164V69H166ZM175 69H176V67H174ZM173 68V69H174ZM201 68L202 67H200V70H201ZM205 68V69H206ZM12 69V68H11ZM10 69V70H11ZM14 69V68H13ZM16 69V68H15ZM23 69H24V71H23ZM30 69V68H29ZM89 69V68H88ZM102 69V68H101ZM129 69H131V70H129ZM148 69V68H147ZM161 69H162V67H161ZM184 69V68H183ZM207 69V70H208ZM17 70V69H16ZM16 70H14V71H16ZM66 70V69H65ZM69 70V69H68ZM78 70H79V67H78ZM112 71V69H110L109 68V70L108 71ZM118 70V69H117ZM122 70V67L120 68V71ZM167 70L169 71L170 69L169 68H167ZM170 70V71H171ZM197 70H199V67H197L196 66V68L194 67H192L191 68V66H190V68H186V69H184V70H182L181 72H180V74L178 75V76H180V77H183V78H181V79H183V81H186L187 80V82L186 83H183L182 85H180L181 84V82H180V84H179V86L178 87H176V85H178V83L174 80H172L174 83H172L173 84V86H174V84H175V82L177 83V84H175V86H174V88H173V91H174V93H173V95L174 96H179V98L177 99V102H176V104H177V109L178 110H188V111H191L194 115H198V114H200V118L202 119V121L203 122H205V124L208 126V129H206L203 125H201L202 126V128L201 129H199L198 130V132H199V134H198V132H197V136H193V135H191V136H189V137H187V139L188 140H193V139H195V138H197V137H202V138H204L205 139V137L204 136H206L207 135V132H208V130H210L211 131V137H212V139H213V141H217V144H219V143H221V139H222V135H225L226 134V132H228L227 130L231 127V123L233 122V123H235L237 120H238V118H237V116L236 115H234V114H230V115H222L221 117H219V118H217L216 120H217V123H219V124H221V126H223V130H222V132H217V131H215L214 129H215V126H214V124L213 123H215V118H213V116L212 115H209L210 114V112L212 111V109H210V108H207V99H208V97L211 95V94H213V93H215L216 92V90H217V86L214 84V80H213V78H211L210 77V75H206L205 76V79H204V83H202L203 82V73H202V71H204V69H202V71L199 73ZM211 70H212V67H211ZM210 70V71H211ZM223 70V69H222ZM225 70V69H224ZM23 71V72H22ZM70 71H71V69H70ZM84 71V70H83ZM87 71V70H86ZM124 71V70H123ZM126 71V70H125ZM150 71V69L148 70V72ZM151 71H153L152 69H151ZM150 71V72H151ZM162 71V70H161ZM160 71V72H161ZM206 71V70H205ZM204 71V72H205ZM3 72V71H2ZM10 72V71H9ZM29 72V71H28ZM54 72H55V69L52 67V68H49L48 69V71H47V76L48 77H53V75H54ZM76 72V71H75ZM114 72V71H113ZM163 72V71H162ZM161 72V73H162ZM172 72V71H171ZM175 72H176V70H175ZM241 72V71H240ZM21 73H18V76L20 77L21 76ZM43 73V72H42ZM78 73V72H77ZM85 73V72H84ZM88 73V72H87ZM95 73V72H94ZM123 73V72H122ZM121 73V74H122ZM125 73V72H124ZM128 73V72H127ZM154 73V72H153ZM152 73V74H153ZM170 73V72H169ZM172 73H174V72H172ZM207 73V72H206ZM211 73V72H210ZM10 74V73H9ZM14 74V73H13ZM20 74V75H19ZM71 74V73H70ZM86 74V73H85ZM85 74H83L82 76H85L86 78H88L87 76H88V74L87 75H85ZM117 74V73H116ZM150 74V73H149ZM165 74V73H164ZM167 75H168V77L170 78L171 77V73H170V75L168 74V73H166ZM6 75V74H5ZM8 75V74H7ZM6 75V76H7ZM64 75V74H63ZM74 75V74H73ZM72 75V76H73ZM75 75H77V74H75ZM92 75V74H91ZM98 75V74H97ZM104 75V74H103ZM102 75V76H103ZM115 75V74H114ZM145 75V74H144ZM153 75H155V73L153 74ZM162 75V74H161ZM166 75V76H167ZM176 75V74H175ZM222 75V74H221ZM2 76V75H1ZM13 76V75H12ZM16 76H17V74H16ZM15 76V77H16ZM81 76V77H82ZM147 76H149V75H147ZM152 76V75H151ZM163 76V75H162ZM173 76H174V74H173ZM63 77V76H62ZM79 77V76H78ZM164 77V76H163ZM162 77V78H163ZM167 77V79L169 80V78ZM186 77V79H184ZM214 77V76H213ZM221 77V76H220ZM8 78V77H7ZM18 78V77H17ZM44 78V77H43ZM80 78V77H79ZM86 78H81V79H86ZM146 78V77H145ZM151 78V77H150ZM159 78V77H158ZM178 78V77H177ZM176 78V79H177ZM18 79H21V78H18ZM24 79V78H23ZM36 79V78H35ZM34 79V80H35ZM108 79H109V77H108ZM159 79H161V78H159ZM165 79V78H164ZM166 79V80H167ZM181 79H177V81L178 80H180V81H182ZM12 80H14V78H12ZM33 80V79H32ZM103 80V79H102ZM104 80H105V78H104ZM124 80V81H123ZM148 80V79H147ZM171 80V79H170ZM2 81V80H1ZM22 82H27L25 79L24 80H21ZM37 81V80H36ZM35 81V82H36ZM47 81V80H46ZM67 81V80H66ZM70 81V80H69ZM121 81H122V83H121ZM144 81H145V79L143 80V83H144ZM157 81H158V79H157ZM163 81V80H162ZM161 80H160V82H162ZM172 81H170V82H172ZM20 83L19 85H22L23 86V83ZM61 82V81H60ZM63 82H65V81H63ZM86 82L87 81H85V84H86ZM103 82V81H102ZM146 82V81H145ZM150 82H151V80H150ZM18 83V82H17ZM39 83V82H38ZM37 83V84H38ZM67 83V82H66ZM101 82H99V84H100ZM103 83H107V80H105V82H103ZM102 83V85H105V84H103ZM143 83H142V86H143ZM7 84V83H6ZM31 84H34L33 82L31 83L30 82V85H28V87L26 86L25 88H23V89H26V88H31L32 86H36L37 87V85H32L31 86ZM62 84V83H61ZM60 84V85H61ZM82 84H84V83H82ZM96 84V83H95ZM156 84V83H155ZM158 84V83H157ZM161 84H163V83H161ZM172 84L170 83V86L169 87H171L172 86ZM217 84V83H216ZM98 85V84H97ZM132 85H133V87H132ZM137 85V84H136ZM135 85V86H136ZM144 85H145V83H144ZM164 85V84H163ZM166 85V84H165ZM77 86H81L80 84L78 85L77 84ZM93 86H95V85H93ZM106 86V89L107 88H109L108 86H110V83H109V85H108V83H107V85H105ZM139 85H137V87H138ZM159 86V85H158ZM157 86V87H158ZM168 86V85H167ZM82 87H83V85H82ZM81 87V88H82ZM89 87V86H88ZM98 87V86H97ZM96 87V88H97ZM150 87V86H149ZM155 87V86H154ZM6 88H7V86H6ZM5 88V89H6ZM9 88V87H8ZM7 88V89H8ZM62 88V87H61ZM84 88V87H83ZM92 88H94V87H92ZM105 88V87H104ZM140 88H141V86H140ZM146 88H148V86H146ZM151 88H153V87H151ZM1 89V88H0ZM10 89V88H9ZM37 89H39V87H37ZM37 89H36V91H37ZM55 88L53 87V86H51L50 87V91L48 92V93H52L53 92V90H54ZM105 89V90H106ZM119 89V90H118ZM122 89H124V90H122ZM156 90H157V88H155ZM155 89H153V90H155ZM159 89V88H158ZM171 89H172V87H171ZM32 90H33V88H32ZM44 90V89H43ZM46 90V89H45ZM49 89H47V91H48ZM116 90V91H115ZM135 90V89H134ZM149 90V89H148ZM152 90V89H151ZM163 90H164V88H163ZM12 91H14V89L12 90ZM16 91H18V90H16ZM34 91V90H33ZM35 91V92H36ZM113 91L112 92H110L109 93V91H105L106 93L103 95V97H102V103H101V109L102 108H104V107H106V106H108V108L110 107V105H111V103L112 102H116V101H113V99L112 98H110V101H111V99H112V102L111 103H109L108 105H106L105 106V104H107V100H108V102H109V98L108 97H111L110 96V94H112L113 93ZM132 91V90H131ZM147 91V90H146ZM130 92V91H129ZM143 92V91H142ZM142 92H140V93H142ZM148 92V91H147ZM34 93V92H33ZM37 93H39V90L37 91ZM36 93V94H37ZM71 93V92H70ZM89 93V90L87 89V86L85 85V90H84V92H83V94H85V95H87ZM119 93H121V92H119ZM144 93V92H143ZM35 93H34V95H36ZM42 94H43V92H42ZM116 94V93H115ZM2 95V92L0 91V97H2L1 96ZM39 95H41V94H39ZM44 95V94H43ZM50 95V94H49ZM48 95V96H49ZM135 95V94H134ZM139 95H141V94H139ZM156 95V94H155ZM198 95H199V97H198ZM8 96V95H7ZM23 96H25V94L23 95ZM31 97L33 96L32 94L30 95ZM29 96V97H30ZM113 96V95H112ZM120 96H122L121 94H120ZM132 96V95H131ZM135 96H137V95H135ZM144 96V95H143ZM14 97H17V96H14ZM52 97V96H51ZM56 97V96H55ZM100 97V96H99ZM141 97V99H142V96H139V98ZM10 98V97H9ZM18 98H20V99H22V95H21V97L19 96ZM53 98V97H52ZM125 98H128V97H125ZM125 98H124V102H125ZM23 99H25V97L23 98ZM36 99V98H35ZM53 99H55V98H53ZM97 99H98V97H97ZM121 99H123V97L121 98ZM1 100H4V99H1ZM0 100V101H1ZM6 100H8V99H6ZM11 100V99H10ZM47 100V99H46ZM99 100V99H98ZM115 100V99H114ZM140 100V99H139ZM153 99H151L150 100V102L152 101ZM9 101V100H8ZM26 101V100H25ZM25 101H15V98H14V102H15V104L13 103V105H15L14 106V108L13 109H17V108H15V107H17V105H22L24 108V110H20V109H17V114L18 115H13L12 116V111H13V109H10V105H12V104H10L9 106H8V104H7V106L9 107V108H6V110L4 111L3 109H1V114L0 115H2V112L4 111L5 112V114L3 113V115H4V117H6V120H7V123H11V122H13L14 123V126H15V128H16V131L15 132H19V131H21V127H19V125L18 124H23V123H25V122H27V123H29V122H31L32 123V121L35 123V121L34 120H36V119H38L37 118V116H36V114L35 113H33L32 111V106H33V104H32V106H30L29 104H30V102H27V103H25ZM119 101V100H118ZM129 101V100H128ZM145 101V100H144ZM149 101V100H148ZM154 101V100H153ZM197 101H198V104H197ZM10 102V101H9ZM130 102V101H129ZM149 102V103H150ZM186 103V102H188V104L185 106V105H183L182 106V104L183 103ZM6 103V101L5 102H3V103H1L0 104V107H2V108H4L5 109V104ZM35 103V102H34ZM98 103V102H97ZM126 103V102H125ZM3 104H4V106H3ZM116 104V103H115ZM127 104V106H129V105H131V108H133L134 109V112H132V113H128L129 112V110H127V112H126V114L128 113L129 114V116L131 117L130 119L131 120H129L128 121V123H127V121H125V122H123V123H121V124H119V126H125L124 127V130H122V132L120 131V127H117L116 129H114V130H109V127H106V126H108V124H110L109 123V119H107V118H105L104 119V117L102 118V116L101 117H96V118H99L97 121L98 122H96V124L95 123H93V124H91L90 125V119L93 117V114H92V110L91 111H89L88 112V114H86L85 115V119H84V121L83 122H81L82 120H80V124H78L79 126H77V127H75V125L73 126V127H71V128H73V129H75V131H73L72 133H73V135L74 136H78V137H80V141H78V142H75V141H71V142H67V141H64V142H60V144H59V146L60 145H62V143H67L66 145H63V146H67V147H63V146H60V147H63V149L62 150H60V151H56V150H54L53 148H52V151L51 152H53L54 153V155H53V153H51L50 155H49V153H46L45 152V154L44 155H42L41 153H38V155H37V157L36 158H31V159H29V160H27L28 158H26V160H27V162H21L20 160H18V161H16L15 163H13V165L12 166H14V164H15V168L17 169V172H19V173H17L16 175H11V180H10V183H7L5 180H3V179H1L0 178V187H1V189H0V191H4L5 193H7L8 192V190H11V192L12 191H14V192H12L13 193V197H12V202H13V199H14V197H15V186H17L18 185V182H19V180L20 179H30V180H34L35 179V181H38V178L40 177V172L42 173V171H40V169L41 168H43L44 170H45V172L46 171H48V172H50V178H51V184L50 185H48V184H45V183H38V182H35L34 183V185H35V188H36V190H41V189H45V188H49L50 186H53V188H58V189H62L63 187H72L73 186V184H72V182L74 181V180H76L77 178H79V176H82L81 177V179L83 180V182L87 185H90V183L91 184H94L96 181H94L96 178H97V174L98 173H102L103 171H104V174H106V175H108L110 178H112L114 181H113V183H110V185L111 184H119V185H122V184H124V185H128L129 186V184L127 183V181H129V182H131V185H133L134 183H135V179H131V173L133 172V171H135V170H137L140 166H144V165H146L147 163H149V162H153L154 160H158V157H160V154H161V152H162V142H163V140H167L168 139V137H170L171 135H174L177 139H178V141H179V145L181 146V147H183L184 145H185V143H186V133H184V131H183V125H181V124H177V125H174L173 124V122L171 121V120H168L169 118V115L168 116H165V114H167L166 112H164V110L163 111H160V116H158V115H153L152 113H150L149 111H147V103L146 102H142V103H134V102H132L131 104H129L128 102L126 103ZM118 105V104H117ZM116 105V106H117ZM6 106V107H7ZM118 106H120V105H118ZM118 106H117V108H118ZM149 106V105H148ZM31 107V108H30ZM130 107V106H129ZM12 108V107H11ZM116 108V109H117ZM124 108V107H123ZM128 108V107H127ZM105 109H107V107L105 108ZM151 109V108H150ZM3 110V111H2ZM32 110V111H31ZM156 110H158V109H156ZM166 110V109H165ZM114 111V110H113ZM31 112H32V114H31ZM115 113V112H114ZM112 114V119H115V116H116V113L115 114ZM128 114L127 115H125V117L126 118H129V116H128ZM164 114V115H163ZM3 115H2V117H3ZM37 115H38V113H37ZM163 115V116H162ZM1 118V117H0ZM43 119V118H42ZM45 119V118H44ZM40 121H42V120H40ZM5 122V121H4ZM43 122V121H42ZM41 122V123H42ZM6 122H5V124H7ZM27 123H26V125H27ZM31 123H30V125H31ZM40 123V124H41ZM44 123V122H43ZM42 123V124H43ZM45 123H46V121H45ZM36 124V123H35ZM124 124V125H123ZM37 125H39V124H37ZM92 125H94V126H92ZM256 125H258L259 127L256 129ZM22 126H25V125H22ZM29 126V125H28ZM34 126H36V125H34ZM30 127V126H29ZM29 127H27V129L29 128ZM33 127V126H32ZM2 128V129H1ZM1 131L3 130V131H6V129H5V127H4V125H1ZM24 128V127H23ZM25 128H26V126H25ZM78 128V129H77ZM91 128H93L92 130H94L93 131V134H92V136L90 135V133H92V132H90V129ZM248 129V125L247 124H245L244 125V130H247ZM26 130V129H25ZM148 130V131H147ZM264 120H258V121H256V122H254V128L252 129V132L251 133H249V134H247V135H245V133L243 134V136L241 137V140L240 141H238L237 139H238V136L236 135V136H233L234 137V140H235V144H233V145H231L230 147H229V150H227V147H224L223 145H221V147H222V150H220L219 152H217V148H216V146H214L213 144H212V142L211 143H209V140H208V138L206 137V143H204V148L202 149V150H194L192 153H190L189 154V156L191 157V161H189L190 162V164H191V168L192 169H184V168H181V173H180V175H179V177L177 178V179H179V180H181L183 183L186 181V182H197V183H199V184H187V185H183V186H178V187H172V189H170V191L171 192H173L174 191V195H175V193H176V191H175V189L177 190V202H176V200L175 199H173L174 197H171L174 201H175V203H177V205H176V208L178 207L179 209H180V211H179V213H178V215H177V209L175 210L174 208H175V206L173 205L172 207H171V209H169V211H168V209H164L163 210V216L165 217V223L164 224H161V219L159 218L156 222L157 223H150L149 224V226L152 228V230H154V229H158V228H160V229H158V230H160V239H163V236L165 235V239H169V237L170 236H173L174 234V238H176V236H183V235H187V234H193L194 232H195V230H196V227H194V224H195V221H197V220H199L201 223L200 224H203V225H206V224H204L205 222L207 223V222H209V221H207L208 219H211V220H213V219H216V220H214L215 221V224H219V221H220V219L223 217V223H224V221H225V218L228 216V217H231V220H233V219H235L236 218V213H234L233 211H232V209H230V208H228V206L227 207H224L225 205H224V203H222V202H219V201H216L215 203H213L212 201H213V194H215L216 193V191L214 190V186L211 184V182H212V179H213V177H214V175H212L213 173H211L210 175H209V171L211 170H215V171H217V172H219V173H223V172H226V169L227 168H229V167H232V166H234V164L236 163V167H235V169L237 168L238 169V166H237V161H242V163H245V162H247L249 165H251L252 166V162H251V158L249 157V156H247V157H245V155L243 154L242 156H239L240 155V147H239V145H240V143H242V144H247L248 142H250L251 140L254 142V140L253 139H255V140H258V137L260 136V135H263L264 134ZM1 131H0V133H1ZM34 132H36L35 130H33V134H34ZM75 132H76V134H75ZM229 132H232V131H229ZM7 133V132H6ZM6 133H2V134H6ZM31 133V132H30ZM39 133V132H38ZM107 133H110V134H119L120 136L119 137H117V136H115V137H109L108 135H107ZM40 134V133H39ZM240 134V133H239ZM3 135V136H4ZM6 135H8V134H6ZM6 135L4 136V138L6 137ZM29 135V134H28ZM67 136V138H69V136H70V134H66ZM30 136H33V135H30ZM37 136H39V135H37ZM107 136H108V138H107ZM0 137H2V136H0ZM34 137H36V134H34ZM89 137H91V139L89 138ZM3 138V137H2ZM8 138V137H7ZM37 138H39V137H37ZM37 138H36V140H37ZM89 138V139H88ZM33 139V138H32ZM35 139V138H34ZM34 139H33V142H34ZM86 139H88L87 141H86ZM3 140H5V141H7L8 139H3ZM26 140H28L27 139V137H26ZM35 140V141H36ZM259 140H260V138H259ZM4 141V143L3 144H0V146L2 145H6L5 142ZM31 142H32V140H30ZM39 141V140H38ZM3 142V141H2ZM54 142V141H53ZM52 141L50 142V144L51 143H53ZM35 143H37V142H35ZM35 143H33V144H35ZM45 143V142H44ZM32 144V145H33ZM46 144H47V142H46ZM241 144V145H242ZM9 145V144H8ZM8 145H7V147H8ZM49 145V144H48ZM54 145V144H53ZM57 145V144H56ZM2 146L0 147V149L2 148ZM58 146V147H59ZM218 146H220V145H218ZM243 146V145H242ZM3 147H5V146H3ZM51 147H52V145H51ZM54 147V146H53ZM55 147H57V146H55ZM54 147V148H55ZM255 147V146H254ZM49 148H50V146H49ZM119 148V149H118ZM61 149V148H60ZM254 149H258V148H254ZM34 150V149H33ZM50 150H51V148H50ZM54 150V151H53ZM87 150V151H86ZM115 150V152L113 153V151ZM85 151L86 152H90V154H91V157H94L93 158V161H92V163L91 164H86V166H85V168H84V171L83 172H81V174L80 175H78V176H76V174L75 175H72L73 173H72V170H71V167L68 165L70 162H71V160L75 157V156H77V155H81L82 153V155H85L84 153H85ZM119 152V154L117 155V153ZM1 152H2V150H1ZM17 152H18V150H17ZM33 152L34 151H32V154H33ZM107 152V154H105ZM19 153H20V151H19ZM31 152H29V154H30ZM229 153V154H228ZM24 154V153H23ZM22 154V155H23ZM88 154V153H87ZM115 154V157L113 158V155ZM260 154H262L263 156V158H264V153L262 152V151H260ZM45 155H47V156H45ZM81 155V156H82ZM120 155V156H119ZM235 156V157H237L238 156V158H237V160H236V162L234 163V157L233 156ZM30 156V155H29ZM33 156V155H32ZM132 156H135V158L134 159H130V157H132ZM3 157V156H2ZM5 157V159H2L1 158V156H0V158L2 159V160H0V161H2L3 162V160H4V164L6 165L7 164V166H9L8 164L9 163H7L8 161L10 162V160H8L7 161V158H6V155L4 156ZM23 157V156H22ZM21 157V158H22ZM31 157V156H30ZM25 158V157H24ZM23 158V159H24ZM89 158H90V156H89ZM102 158H105L104 159V163H109L108 164V166H109V168H106L105 170H102V172H101V169H102V164H101V159ZM240 158V159H239ZM129 159V160H128ZM49 160H51V163L48 165L47 163H48V161ZM106 160V161H105ZM45 161H47V163L45 164ZM13 162V161H12ZM4 164H2V165H4ZM45 164V165H44ZM10 165H11V163H10ZM242 166H244V165H242ZM260 167H262L263 168V170H264V164H262L261 163V165H260ZM231 170H234V168H230ZM48 172H46V173H48ZM45 173V174H46ZM43 174V173H42ZM41 174V175H42ZM45 174H43L44 176H45ZM209 175V176H208ZM44 176L42 177V179H44ZM55 177H57V178H61V180H55ZM62 177H65V178H63L62 179ZM208 177V178H207ZM66 182V183H65ZM28 184V183H27ZM29 184H31V182L29 183ZM29 184H28V186H29ZM33 184V183H32ZM30 187V186H29ZM93 188H96L97 187V185H96V183H95V186H92ZM51 188V187H50ZM70 188H66V189H70ZM18 189V188H17ZM16 189V190H17ZM99 189V188H98ZM22 190V189H21ZM45 191V190H44ZM100 191V190H99ZM20 192V191H19ZM96 192L97 191H93V194H96ZM1 193V192H0ZM17 193V192H16ZM41 193V192H40ZM104 194H106V192L104 193ZM103 194V195H104ZM107 196L105 197H103V199L102 198H100V192H99V196L97 197V198H95V203H97V204H100L101 202H104L103 204L104 205H106V209H104L105 210V212H108L109 210H112V207H113V203H114V200H115V198L113 197V195L109 192H107ZM170 194V193H169ZM6 195V194H5ZM16 195H18V194H16ZM26 195V194H25ZM103 195H101V197L103 196ZM173 195V196H174ZM38 196V195H37ZM40 196V195H39ZM7 197V196H6ZM35 197V196H34ZM19 198V197H18ZM33 198V193H31V192H29L28 193V195H26V197L24 198V200L23 201H19L18 203H14V205H13V207H8L6 204H5V202L7 201V199H6V201L4 202V200L1 202L0 201V225H2V223L1 222H3V223H6V224H8L9 225V227L10 228H12V229H14L16 226H18V224H19V231L20 230H24L23 231V233H21V235L18 237V239H17V247L19 248L17 251H18V254H19V256L20 255H29L31 258H32V256H31V254H34V253H39V251L40 252H45L46 250L44 249V247H41V248H39L38 246H40L41 244H39V245H37L35 242H34V240H32V239H30V235L31 234H33V232H35L32 228H33V226H35V224L34 225H32L33 224V222L34 221H32L33 220V218H35V217H32V216H34V214L31 216L30 215V212H29V215L30 216H28L27 215V211L29 210V206H30V200ZM41 198V197H40ZM170 198V197H169ZM169 198L167 199V203H170L171 202V199L169 200ZM37 199V198H36ZM35 200V199H34ZM170 201V202H169ZM173 201V202H174ZM7 203V202H6ZM38 203H39V201H38ZM163 203L165 204L166 203V200L164 199L163 200ZM174 203V204H175ZM35 204L37 205V201L35 202ZM213 204H215V205H217V206H221L222 208L221 209H219L218 207H215V210H214V207H213ZM11 205H12V203H11ZM179 205V206H178ZM197 205H202V207L203 208H201L200 210L202 211L203 210V212L202 213H200V212H196V211H199V210H195V211H191V209L193 208V207H196V209H197ZM188 210V211H187ZM190 210V211H189ZM193 210V209H192ZM130 211H131V209H130ZM220 212H221V214H220ZM110 214L111 215H113L114 213H113V211H111L110 212ZM226 214V215H225ZM82 215H83V213H82ZM168 215H169V218L171 219V221L173 220V219H175V218H177L179 221H181V223H182V227H180V229L178 228V229H176L175 227L172 229V228H169L168 227V222L170 221V219L168 218ZM242 216H243V220H242V218L240 219L239 218V220H240V224L238 225L237 224V219L235 220V222L233 223V224H227V231H226V227L224 226V227H221V229H222V231H221V229H219L220 231V233L219 234H216V235H218L219 237L220 236H222V237H220V238H223L224 237V239L226 240L224 243H225V245H224V243H222L223 241H221V242H219V239H217V238H215V239H217L216 240V242L217 243H212V244H210L211 242H212V240H211V238H208V237H210L211 235V233L214 231V230H216V229H213V231L211 232L210 230L211 229H209L208 231H207V229L206 228H204V229H206V231H204V229H202V230H200L201 232H202V235L204 234V233H207V235L209 234V236L207 237L208 238V240L206 239V236H205V239H206V241L208 242L209 241V239L211 240L210 242H209V247H212L211 245H213V248H211L210 250L207 248V247H205V245L203 244V243H205V242H203V240L201 239V237L204 239V237L203 236H201L200 237V234L199 235H197V232H200V231H197L196 233H194L195 235H196V237L197 236H199V237H197V238H199V240H197V242H199L200 243V240H202V242L200 243V244H197L196 246H199V245H201L202 246V244H203V246L205 247H201V246H199V249L201 250V252H203L204 251V253H205V257L206 258H204V264H257V262L258 261H262V259H263V257H264V238L263 237H261L262 239H259V238H257V240L256 241H258V242H256L255 241V243L253 242V240H254V236H257V234H258V229H257V227H256V225H257V223H260V224H262L261 222H259V221H263V223H264V220H258V219H256V222L255 223H253V225L251 226V224H250V226L249 227H245V226H243V222H244V220H245V218L247 217V215H243V214H241ZM212 217H213V219H212ZM146 221L148 220V218L147 217H145L144 218ZM167 219L169 220V221H167ZM248 220V219H247ZM246 220V221H247ZM171 221L169 222V223H171ZM199 221H197V223H199ZM203 221H205V222H203ZM258 221V222H257ZM231 222V221H230ZM139 223H140V221H139ZM210 223H212V222H210ZM212 224H214V223H212ZM211 224V225H212ZM207 225H209L208 223H207ZM220 225V224H219ZM202 226V225H201ZM260 226H262V225H260ZM201 228V227H200ZM213 228V227H212ZM258 228H259V225H258ZM248 229H249V231H248ZM262 229H264V227L262 228ZM218 231V230H217ZM261 231V230H260ZM259 231V232H260ZM257 232V234H255ZM165 233V234H164ZM214 233H217V232H214ZM241 233L242 234H245V237L243 238V239H241V242H239L238 240H237V236L239 237L240 235H241ZM260 233H263V235H264V230L262 231V232H260ZM118 234V233H117ZM194 235V236H195ZM206 235V234H205ZM188 236V235H187ZM259 236V235H258ZM261 236V235H260ZM120 237L122 238V240H123V244H122V256H121V258H119V261H117L115 264H142V262H140L138 259H137V257L135 256L134 257V259H133V256H131L129 253L132 251V250H140V249H142L143 247H145V246H143L144 244H145V242H146V246L148 247V245L149 244H147V241L145 240V237H142V239L141 240H139V239H137V237L136 236H132L131 234H129V233H124V234H120ZM172 237V238H173ZM179 237H177V239L179 238ZM195 237V238H196ZM211 237H213V235L211 236ZM216 237V236H215ZM218 237V238H219ZM254 237V238H253ZM171 238V239H172ZM181 238V237H180ZM188 238V237H187ZM196 238V239H197ZM242 238V237H241ZM148 239V238H147ZM185 239V238H184ZM193 239V238H192ZM214 239V240H215ZM149 240V239H148ZM176 240V239H175ZM186 240H188V239H186ZM190 240H191V238H190ZM213 240V241H214ZM221 240V239H220ZM143 241H145V242H143ZM170 241V240H169ZM172 241H174V239H172ZM176 241H181V240H176ZM176 241H174L175 243H176ZM194 241H195V239H194ZM171 242V241H170ZM182 243H185V245L187 244V242L188 241H185V242H183V240L181 241ZM34 243V244H33ZM148 243H149V241H148ZM158 243V242H157ZM156 243V245H159V248L162 246L163 247V245L165 244V246H166V244L167 243H164L163 245H161V244H157ZM175 243H173V245L175 244ZM181 243V244H182ZM190 244H191V241L189 242ZM194 244H195V242H193ZM222 243V244H221ZM190 244H188V245H190ZM194 244H192V245H194ZM206 244V243H205ZM208 244V243H207ZM150 245H152L153 246V243L152 244H150ZM149 245V246H150ZM155 245V246H156ZM161 245V246H160ZM187 245V246H188ZM218 245L220 246V248H218ZM152 246H150V248H152V249H156V247H158V246H156V247H152ZM168 246V245H167ZM187 246H185V250L186 249H188L187 248ZM208 246V245H207ZM36 248V249H35ZM150 248H148V250H149V252H147V248H146V252L145 253H147V256L151 253L150 252ZM158 248V249H159ZM167 248H171V249H173L174 248V253L175 254H173V252H172V255H174V256H171V254H170V260L171 261H173L174 259H177V262L175 263V264H180L181 262V257L180 256H185V254H187V253H185L184 254V244L183 245H178V242H177V245L175 244L174 245V247L172 248V247H170V246H168ZM192 248V247H191ZM194 248H196V247H194ZM201 248H204V250H202ZM207 248V249H206ZM144 249V248H143ZM154 249V250H155ZM158 249H156L155 250V252H159L158 251ZM162 249V248H161ZM164 249H166V248H164L163 247V249H162V251L164 250ZM171 249H169V250H171ZM193 249V248H192ZM154 250H151L152 252L154 251ZM160 250V249H159ZM189 250L191 251V249L189 248ZM200 250H197V251H200ZM138 251H137V253H138ZM188 251V250H187ZM186 251V252H187ZM196 251V250H195ZM196 251V252H197ZM133 253H135L134 251H132ZM195 252V253H196ZM136 253V254H137ZM163 253V252H162ZM169 253H170V251H169ZM197 253H199V252H197ZM196 253V254H197ZM262 253V256H260L259 257V255ZM153 254H154V252L152 253V254H150L149 256L150 257H152V258H154L153 257ZM163 254H167L165 251H164V253ZM191 254V253H190ZM196 254H195V256H193L192 254L190 255V256H192L193 258H195V262L197 263V262H200L201 260H199V261H197V259H201V256H197V259H196ZM121 255V254H120ZM119 255V256H120ZM128 255H130V257H132V259L130 258V257H128ZM145 255V254H144ZM155 255H157V254H155ZM154 255V256H155ZM161 255V254H160ZM165 255H164V257H165ZM188 255V254H187ZM186 255V256H187ZM197 255H199V254H197ZM200 255H202V253L200 254ZM12 258H13V260L11 259V257H4V256H2V253L0 252V264H45L46 262H50V260H46V259H42V254L40 255V261L37 263L36 261H30L29 260V258L26 260V261H20L19 259H18V257L19 256H17V254H12ZM15 256H17V257H15ZM148 256V257H149ZM158 256V255H157ZM146 257V256H145ZM149 257V258H150ZM160 257V256H159ZM164 257H162L161 256V258H163V259H165ZM178 257V258H177ZM180 257V258H179ZM200 257V258H199ZM147 258V257H146ZM151 258V259H152ZM156 258V257H155ZM158 258V257H157ZM167 258V257H166ZM184 258H186V257H184ZM187 258H188V256H187ZM186 258V259H187ZM192 258V259H193ZM148 259V258H147ZM159 260H160V258H158ZM178 259H181L180 261H178ZM185 259V260H186ZM259 259V260H258ZM170 260H168L169 262H170ZM184 260V259H183ZM184 260V261H185ZM189 260L192 262V260H191V257L189 258ZM189 260H188V262H189ZM162 261V260H161ZM164 261V260H163ZM175 261V260H174ZM173 261V262H174ZM187 261V260H186ZM193 261V262H194ZM216 261L218 262V263H216ZM30 262H32V263H30ZM148 262V261H147ZM156 262H157V260H156ZM165 262V261H164ZM143 263H145L144 261H143ZM158 263V262H157ZM156 263V264H157ZM159 263H161L160 261H159ZM202 264H203V259H202V262H201ZM200 263V264H201ZM161 264H163V263H161ZM181 264H183V263H181ZM184 264H187V262L186 263H184ZM189 264V263H188ZM197 264H199V263H197Z\"/></svg>","mask_w":264,"mask_h":264},{"label":"crops","instance_id":"obj_3","mask_svg":"<svg viewBox=\"0 0 264 264\" xmlns=\"http://www.w3.org/2000/svg\"><path fill=\"white\" fill-rule=\"evenodd\" d=\"M264 131V130H263ZM260 138V140H259ZM259 144V146L257 145ZM252 146H255L254 148L259 147L257 151L253 152V156L255 157V162H261L264 164V158L263 155L260 154V151L264 153V134L260 135L258 137V140L254 139V142ZM242 161H237L238 170L235 174H231V176L226 175V173H223L221 178V183L218 188V199L216 198V201L223 202L225 206H228V208L232 209L234 213H236V218L233 219L235 221L237 219V224H240L239 218L243 220V214L244 216L248 214V208L245 205H240V200H242V204L247 201L245 198L247 193V187L245 186L246 178L247 176L252 178V180H249V183H253L256 186V180H255V170L252 169V166L250 169H245L244 166H242ZM252 174V176H251ZM254 176V179H253ZM257 177V176H256ZM260 194H264V190L260 189ZM247 217L245 218L243 222V226H245ZM149 239V238H148ZM157 241L160 244V232H157L155 234L154 238H150V243ZM213 248V246H212ZM262 256V253L259 255V257ZM216 263H218L216 261Z\"/></svg>","mask_w":264,"mask_h":264},{"label":"clouds","instance_id":"obj_4","mask_svg":"<svg viewBox=\"0 0 264 264\" xmlns=\"http://www.w3.org/2000/svg\"><path fill=\"white\" fill-rule=\"evenodd\" d=\"M7 196V202L9 203V205L11 206L12 203V197H13V193L11 191H8L7 193H5Z\"/></svg>","mask_w":264,"mask_h":264}]
</instances>
